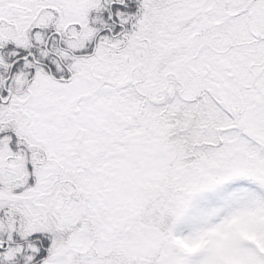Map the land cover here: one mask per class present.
<instances>
[{
    "label": "snow or ice",
    "instance_id": "snow-or-ice-1",
    "mask_svg": "<svg viewBox=\"0 0 264 264\" xmlns=\"http://www.w3.org/2000/svg\"><path fill=\"white\" fill-rule=\"evenodd\" d=\"M0 264H264V0H0Z\"/></svg>",
    "mask_w": 264,
    "mask_h": 264
}]
</instances>
